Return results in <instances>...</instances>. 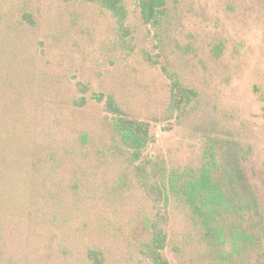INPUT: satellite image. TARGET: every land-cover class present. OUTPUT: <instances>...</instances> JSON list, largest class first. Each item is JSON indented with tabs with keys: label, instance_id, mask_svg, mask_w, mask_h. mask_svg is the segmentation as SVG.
<instances>
[{
	"label": "rangeland",
	"instance_id": "obj_1",
	"mask_svg": "<svg viewBox=\"0 0 264 264\" xmlns=\"http://www.w3.org/2000/svg\"><path fill=\"white\" fill-rule=\"evenodd\" d=\"M118 1L123 19L98 0H0V264H90L89 248L148 264L139 248L164 203L147 190L210 148L240 153L264 213V0H163L147 24ZM171 82L195 92L179 109ZM94 93L149 122L138 157ZM166 209L170 264H255L231 262L179 201Z\"/></svg>",
	"mask_w": 264,
	"mask_h": 264
},
{
	"label": "trees",
	"instance_id": "obj_2",
	"mask_svg": "<svg viewBox=\"0 0 264 264\" xmlns=\"http://www.w3.org/2000/svg\"><path fill=\"white\" fill-rule=\"evenodd\" d=\"M97 1V0H90ZM100 3L124 18V11L118 0H98ZM144 23L156 20L162 12L163 0H136ZM165 71V69L163 68ZM81 95L73 101L80 107L85 104L83 95L87 87L76 81ZM195 96L192 89L171 82L170 107L181 108ZM97 102H103L106 112L113 116L115 129L120 133L123 142L132 149L134 158L146 142L153 140L149 122L126 116L113 98L103 93L91 95ZM82 143L87 141L81 135ZM50 153H47V155ZM207 159L198 169L191 168L179 173L168 171L162 189L148 191L154 201H162L153 217L148 219L149 237L141 243L139 252L148 264H170L163 255L167 244L166 226L169 213L166 205L170 200H177L190 210L204 229V235L222 246L226 256L233 262L238 254L252 251L255 253V264H264V247L261 236L264 234V213L260 209L259 198L244 176L241 155L235 149H208ZM51 155L48 159L51 160ZM247 216L251 220L242 225L240 218ZM90 264H102L103 252L89 248L86 252Z\"/></svg>",
	"mask_w": 264,
	"mask_h": 264
}]
</instances>
